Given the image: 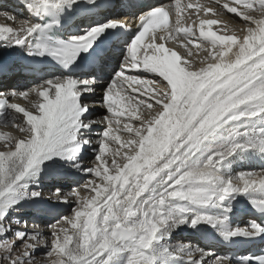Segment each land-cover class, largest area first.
<instances>
[{
	"label": "snow or ice",
	"instance_id": "obj_1",
	"mask_svg": "<svg viewBox=\"0 0 264 264\" xmlns=\"http://www.w3.org/2000/svg\"><path fill=\"white\" fill-rule=\"evenodd\" d=\"M18 3L29 15L0 11V47L28 62L0 61V78L51 69L0 83V264H264L172 238L182 226L226 244L264 238V164L230 167L264 161V0ZM106 5L134 19H97ZM49 171L68 187L45 194ZM240 196L254 213L244 226L231 222ZM25 201L69 214L25 219Z\"/></svg>",
	"mask_w": 264,
	"mask_h": 264
},
{
	"label": "bare ground",
	"instance_id": "obj_2",
	"mask_svg": "<svg viewBox=\"0 0 264 264\" xmlns=\"http://www.w3.org/2000/svg\"><path fill=\"white\" fill-rule=\"evenodd\" d=\"M200 1H202V0H200ZM1 10L13 12L14 14L17 15L18 19H24L29 15L28 13L21 11V6H20V3H18V0H0V11ZM7 24H10V23H7ZM19 51L20 50L16 49V48L0 47V61L4 62L6 64L16 63V61L19 58ZM1 80H3V82H7V83H9L11 81V80H7L5 76H3L1 78ZM13 84H14V82L11 81L10 84H8V86H6V87H9V86L13 87V86H11ZM99 95H100V90L98 89L97 90V96L94 97L95 101L99 100ZM96 104L99 105L98 103H94L92 105H95V107H97ZM98 110H100V109L96 108V112ZM96 112L94 113V115L96 114ZM0 131H9V129L0 128ZM88 156L89 155L87 154L86 163H87ZM253 158L258 159L257 157H253ZM248 159H249L248 165H244L242 163L240 164V162H239V166L242 167V169H243V167L244 168L254 167V168L258 169L260 165L264 164L263 161H261V160L253 161V159H251L250 156L248 157ZM233 165H235V163H233ZM230 167L233 171L239 170L238 166H232L231 165ZM53 174L54 173L52 171H49L48 173L42 172L40 174V177H39L40 187L44 190L45 194H47L48 190L50 188H52L54 185L61 186L62 184L66 183V187H64V188L68 187V181H66V180L65 181L60 180L59 182L56 180H52ZM65 190H67V189H65ZM52 204H54V203H52ZM23 208H24V211L22 213H20L19 215H21L25 219L31 220L30 217H28V216L25 217L26 215H24V214L28 215L30 213V215L34 218L33 220H37V222H41V223L51 221L53 219V217H55V216L68 215L69 214V208L67 205L55 204L54 206H52L50 201H40L37 203L25 201V202H23ZM29 208L33 209L35 211V213H38L39 215H37V216L42 217V219L38 220V218L35 215H32L31 209L27 210ZM238 209H239L238 208V201L236 200L234 202V209H233V213L231 215V219L236 217V215L238 214L237 213ZM186 232L190 233V235L187 236L186 234H184ZM212 232H214V231H212L211 229H207L206 234L203 232L198 233L194 229L188 228L186 226H182V227H180V229L177 228L175 230V232L172 233L173 234L172 238L174 241H177V240H184V241L190 240L191 241L193 239H198V240L203 239L204 240V239H207L208 237H215V235H210V234H212ZM191 238H193V239H191Z\"/></svg>",
	"mask_w": 264,
	"mask_h": 264
},
{
	"label": "rangeland",
	"instance_id": "obj_3",
	"mask_svg": "<svg viewBox=\"0 0 264 264\" xmlns=\"http://www.w3.org/2000/svg\"><path fill=\"white\" fill-rule=\"evenodd\" d=\"M1 11H2V10H1ZM8 12H11V11H8ZM12 13H13V12H12ZM6 22H7V23H11V22H8L5 18H3V16H0V24H6ZM99 104H100V102H99ZM98 106H99V105H98ZM97 108L99 109V107H97ZM97 112H98V113H97ZM97 112H96L95 115H102L103 112H104V110L102 109V110L97 111ZM95 117H96V116H95ZM88 155H89V156H88V158H87V162H88V160H90V158H91V153H88ZM232 166H235V165L232 164ZM52 180H53V179H52ZM56 181L59 182L60 180L57 179ZM65 184H66V183H65ZM65 184H63V185H65ZM33 203H35V202H33ZM36 203H37V202H36ZM51 205L54 206L55 204H52V202H51ZM30 209H31V208H29V209H27V210H30ZM32 211H34V210L31 209V212H32ZM32 214H33V213H32ZM34 214H35V213H34ZM34 214H33V215H34ZM24 215H26L25 217H27V216L30 217L31 220L34 219V218L30 215V213H29L28 215H27V214H24ZM38 220H40V219H38ZM47 222H51V221H47ZM179 229H180V228H179ZM172 237H173V234H172Z\"/></svg>",
	"mask_w": 264,
	"mask_h": 264
}]
</instances>
